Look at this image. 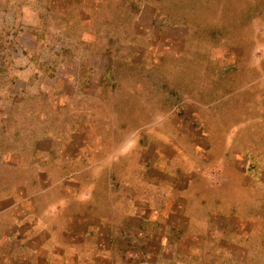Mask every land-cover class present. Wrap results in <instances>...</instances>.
Returning <instances> with one entry per match:
<instances>
[{
    "label": "crops",
    "instance_id": "0c3cea01",
    "mask_svg": "<svg viewBox=\"0 0 264 264\" xmlns=\"http://www.w3.org/2000/svg\"><path fill=\"white\" fill-rule=\"evenodd\" d=\"M164 1L0 0V264H264V168L160 130Z\"/></svg>",
    "mask_w": 264,
    "mask_h": 264
},
{
    "label": "rangeland",
    "instance_id": "374dc122",
    "mask_svg": "<svg viewBox=\"0 0 264 264\" xmlns=\"http://www.w3.org/2000/svg\"><path fill=\"white\" fill-rule=\"evenodd\" d=\"M162 7L179 13L183 37L179 48L166 45L178 59L165 65L171 90L157 95L160 130L206 134L213 151L264 168V0H165Z\"/></svg>",
    "mask_w": 264,
    "mask_h": 264
}]
</instances>
